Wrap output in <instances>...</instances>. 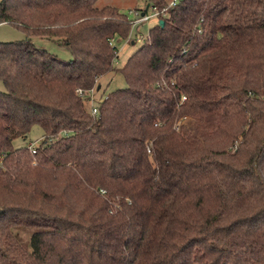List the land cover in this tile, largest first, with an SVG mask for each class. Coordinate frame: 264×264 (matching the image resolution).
<instances>
[{
	"label": "trees",
	"instance_id": "16d2710c",
	"mask_svg": "<svg viewBox=\"0 0 264 264\" xmlns=\"http://www.w3.org/2000/svg\"><path fill=\"white\" fill-rule=\"evenodd\" d=\"M95 1L0 0L23 33L0 41V264H264V0H142L165 9L120 67L129 22ZM110 71L91 114L76 89Z\"/></svg>",
	"mask_w": 264,
	"mask_h": 264
},
{
	"label": "rangeland",
	"instance_id": "374dc122",
	"mask_svg": "<svg viewBox=\"0 0 264 264\" xmlns=\"http://www.w3.org/2000/svg\"><path fill=\"white\" fill-rule=\"evenodd\" d=\"M169 1L171 0H166L167 6L169 4ZM105 4L114 6L120 12H123L125 14L126 20L132 17L134 15V12H140V11L143 12L149 7L148 5L147 8L145 9L142 0H96L95 1L96 6H102ZM149 12H151V10L147 9V13ZM155 21L156 18L151 17L146 22L138 24L136 28L130 27L129 25L128 33L124 38L118 36L113 37L112 44L116 48V53L114 57V65L116 67H120L125 61V59L140 45V43L145 39L144 37H146L148 27L152 25ZM19 32H20L19 29L15 28L10 24H6L5 26L0 25V39L12 38L16 36L15 33H19ZM137 32H139L143 37L142 41L140 42L133 40L134 34ZM129 37L130 40L133 41L128 40ZM32 42L34 43L35 46L39 48H44L47 52L55 55L59 59L65 61L70 59V53L65 48L57 45L52 40L43 37H33ZM124 84H125L124 80L119 72L110 71L99 78V84L95 89L89 91L88 93H84L83 97H87V98L83 100H85L87 106L96 107L95 106L96 102L100 98H102L106 92L114 88L123 87ZM41 137H42V130L37 125H33L29 129L24 139H22L21 137H16L12 139V146L19 147L29 142H31L33 145H37Z\"/></svg>",
	"mask_w": 264,
	"mask_h": 264
},
{
	"label": "built area",
	"instance_id": "2783aa9c",
	"mask_svg": "<svg viewBox=\"0 0 264 264\" xmlns=\"http://www.w3.org/2000/svg\"><path fill=\"white\" fill-rule=\"evenodd\" d=\"M174 1L175 0L169 1L168 5H172L174 3ZM147 9H150L151 12L147 13ZM147 9L144 10L143 12H141V11L140 12H134V15L132 17L128 18L130 27H135L136 28V26L138 24L146 22L151 17H155L156 18L157 15L163 14L165 8L157 9L155 7H148ZM142 38H143L142 35L139 32H137V33L134 34L133 40L140 42V41H142ZM128 40H130V37L128 38ZM133 40H130V41H133ZM76 93L80 97H83V95H84L83 92H81L78 89H76ZM89 110H90L91 114H95L96 113V107H94V106H91ZM27 147H28V150H29L30 153H34L35 145L30 143Z\"/></svg>",
	"mask_w": 264,
	"mask_h": 264
},
{
	"label": "crops",
	"instance_id": "0c3cea01",
	"mask_svg": "<svg viewBox=\"0 0 264 264\" xmlns=\"http://www.w3.org/2000/svg\"><path fill=\"white\" fill-rule=\"evenodd\" d=\"M8 23H4V22H0V25L5 26ZM16 36L12 37V38H5V39H0V41H10V40H17L23 37V33L20 31L19 33H15ZM33 37H39V36H32ZM3 89V85L2 82L0 81V90Z\"/></svg>",
	"mask_w": 264,
	"mask_h": 264
},
{
	"label": "water",
	"instance_id": "95a60500",
	"mask_svg": "<svg viewBox=\"0 0 264 264\" xmlns=\"http://www.w3.org/2000/svg\"><path fill=\"white\" fill-rule=\"evenodd\" d=\"M148 4L145 5V9L147 8ZM132 43V42H131Z\"/></svg>",
	"mask_w": 264,
	"mask_h": 264
}]
</instances>
